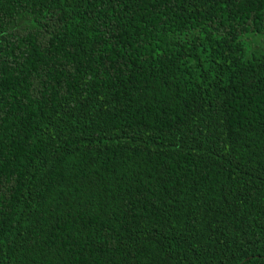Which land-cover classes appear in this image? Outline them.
Here are the masks:
<instances>
[{
	"label": "trees",
	"instance_id": "trees-1",
	"mask_svg": "<svg viewBox=\"0 0 264 264\" xmlns=\"http://www.w3.org/2000/svg\"><path fill=\"white\" fill-rule=\"evenodd\" d=\"M264 0H0V264H264Z\"/></svg>",
	"mask_w": 264,
	"mask_h": 264
},
{
	"label": "rangeland",
	"instance_id": "rangeland-1",
	"mask_svg": "<svg viewBox=\"0 0 264 264\" xmlns=\"http://www.w3.org/2000/svg\"><path fill=\"white\" fill-rule=\"evenodd\" d=\"M264 37V33L263 34H259V35H246L244 37H242L241 41L243 42L245 48L249 51L252 48H259L261 46L260 40ZM264 42V39H263Z\"/></svg>",
	"mask_w": 264,
	"mask_h": 264
}]
</instances>
